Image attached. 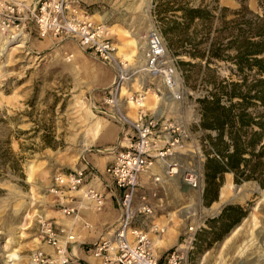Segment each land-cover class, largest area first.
<instances>
[{"label": "rangeland", "instance_id": "rangeland-1", "mask_svg": "<svg viewBox=\"0 0 264 264\" xmlns=\"http://www.w3.org/2000/svg\"><path fill=\"white\" fill-rule=\"evenodd\" d=\"M73 1L87 10L96 22H104L109 27V35L124 68L135 70L123 85L127 90L120 92L123 93L120 96L125 98L130 92L150 85L151 90L146 94L149 112L154 115L158 112L157 116L169 121L177 120L189 132L188 150L178 152L176 157L183 168L195 169L201 175L202 189L198 192V188H183L189 218L179 243L189 237L182 245L185 264H200L203 255V264H264V232L255 235L252 245H247L243 254L237 252L238 245L250 237L248 220L243 222V217L253 211L255 225L264 227V131L256 135L253 131L260 129L257 125L241 127L236 124L241 127L240 146L244 148L238 170L251 173L252 178L235 182L234 172L228 170L222 173L219 184L215 183L216 179L206 183L207 159H220L216 148L228 153L232 145L226 135L218 140L215 129L200 126L201 106L198 101L208 91L217 89L222 79L241 81L238 77L244 76L246 80L240 86L244 90L254 78L264 77L263 72L247 66L237 70L228 59L212 57L205 62V58L177 54L163 34L167 63L175 70L177 87L169 90L159 76L153 77L141 69L144 65L143 42L148 31L155 28L161 33L165 23L185 22L184 8L201 6L212 12L210 28L206 27V20L197 19L189 28L194 43L208 36L209 39L197 45L207 55L209 42L219 29L227 26L222 31L224 43L231 38L229 26L232 24L227 20L233 17L234 10L243 5L252 13L263 11L258 0ZM222 11L223 21L227 23L218 18ZM131 38L139 42L138 53L142 55L125 59L118 51L128 49ZM37 39L28 36L24 41L5 43L0 34V264H9L6 261L8 251L15 253L14 264H31L30 255L40 243V221L50 219V213L59 204V194L52 190L55 176L75 168L82 154L98 145L100 136H109L110 126L118 119V113L104 101L115 80L116 68L92 51L81 48L71 38L59 39L55 43ZM223 54L233 55V47H228ZM155 94L162 96L158 106ZM223 103L228 105L227 101ZM122 110L131 116L135 112V108L125 102ZM242 111L251 113L255 120L264 124L263 102L249 101L246 106L235 104L232 107L233 113ZM227 176L234 187L241 186L246 198L225 202L218 213L205 212V208L218 200L220 187ZM226 206H231V216L220 222L211 220ZM233 219L236 220L233 222ZM208 220L213 227L208 225ZM237 223H243L242 227L220 251L222 240ZM190 225L193 226L191 231L188 229Z\"/></svg>", "mask_w": 264, "mask_h": 264}, {"label": "built area", "instance_id": "built-area-1", "mask_svg": "<svg viewBox=\"0 0 264 264\" xmlns=\"http://www.w3.org/2000/svg\"><path fill=\"white\" fill-rule=\"evenodd\" d=\"M33 32L39 37L71 38L84 50L92 51L116 68L115 80L108 88L104 101L132 131L127 143L104 168V172L121 189V216L109 236L101 237L91 245L92 254L99 259V264H185L182 245L189 237L183 238L184 243L158 253L156 240L162 229L152 222L147 227L140 226L137 222L141 223L153 213L148 195L138 193L141 174L153 164L158 163L166 175L179 174L182 182L189 187H200L198 172L183 168L176 157L187 146L188 130L177 121H169L149 112L146 94L151 90L150 85L130 92L125 98L120 96L121 88L135 70L124 68V62L117 55L116 45L109 35V27L104 22H96L78 3L73 0H0V34L5 43L24 41ZM144 41V71L153 77L159 76L167 89H175V70L167 63V50L162 34L152 28ZM124 102L135 108L133 116L122 110ZM179 168L182 169L181 172ZM87 176L86 167L58 173L52 190L62 195L64 190L80 188ZM159 179L160 175L153 176L154 181ZM84 194L93 201L96 209L103 207L105 199L100 190L87 187ZM151 195L155 196L156 193L153 191ZM60 210L70 215L75 213L76 206H61ZM40 223L39 241L49 245L53 251L48 253L40 246L36 247L30 255V263L72 264L67 238L61 240L59 237L64 233L63 228H56L52 219H44ZM188 229L192 230L193 226L190 225Z\"/></svg>", "mask_w": 264, "mask_h": 264}, {"label": "crops", "instance_id": "crops-1", "mask_svg": "<svg viewBox=\"0 0 264 264\" xmlns=\"http://www.w3.org/2000/svg\"><path fill=\"white\" fill-rule=\"evenodd\" d=\"M30 38H38L37 40L42 41L48 39L51 43L60 41L48 36L39 37L35 32L31 33ZM115 120L116 124L110 126L108 130L109 136L105 134L100 136L98 145L90 148L80 157L76 167H86L88 171L84 184L74 190H64L62 195H59L57 209H54L49 216L56 228H63L64 233H61L59 237L61 240L67 238V248L73 258L72 264H99V259L92 254L90 247L97 239L109 236L111 229L121 216V189L104 172V168L112 161L116 152L127 143L132 130L120 118ZM157 174L160 175V179L154 181L153 176ZM185 186L188 185L182 182L179 176L163 175L162 167L158 163L153 164L140 176L138 193L148 195L153 213L137 224L147 227L152 222L162 229V234L159 233V238L156 240L158 253L176 246L182 233L186 231L189 211L187 198L183 195ZM87 187H93L103 193L105 203L101 209H96L93 201L84 194ZM153 191L156 193L155 196L151 195ZM66 205L76 206L75 213L64 214L60 207ZM204 219L202 218V221ZM39 246L45 252L53 251L47 244L40 242Z\"/></svg>", "mask_w": 264, "mask_h": 264}, {"label": "trees", "instance_id": "trees-1", "mask_svg": "<svg viewBox=\"0 0 264 264\" xmlns=\"http://www.w3.org/2000/svg\"><path fill=\"white\" fill-rule=\"evenodd\" d=\"M258 4L263 9L261 13H252L243 5L234 10L233 17L227 20L232 24L229 26L232 29L231 38L224 43L223 39L225 36L222 31L227 26L219 29V33L209 42L207 55L201 49H198L197 45L209 39L208 36L194 43L193 33L189 31V28L196 19L198 21L206 20V27L210 28L213 21L210 9L201 6L184 8L183 17L185 22H173L169 25L165 23L161 28V34L174 47V51L177 54L184 53L192 57L205 58V62H209L212 57L228 59L235 64L237 70L247 66L264 74V0H258ZM208 13L211 15L208 16ZM224 17V12L222 11L218 18L221 22L227 23V21H223ZM228 47H233V55L223 54ZM238 78L241 81H226L222 79L217 89L214 91L210 90L198 98L201 106L200 126L215 129V138L218 140H222L223 136L226 135L232 145V150L228 153H225L222 148H216L215 152L220 159L213 157L207 159L208 164L206 163L205 168L206 183H212L216 179L218 181H215V183L219 184L222 173L228 170L234 172L235 182L253 177L251 173H243L238 170L239 162L242 160L241 155L244 152V148L240 146V138L242 136L240 128L244 125H257L260 129L254 130L253 134L259 135L264 131V124L255 120L249 112L233 113L232 107L235 104H244L246 106L249 101L264 103V77L254 78V81L247 85L244 90H241L240 86L246 78L244 76H239ZM224 80L225 83H222ZM233 99H236V101L232 102ZM223 101H227L228 105L226 106ZM236 124L241 127L238 128ZM253 142L254 139L252 138L251 143ZM224 145L227 147L228 143L225 142ZM230 209L231 206H226L217 217L211 218V220L220 222L222 219L228 218L231 216ZM234 220L236 219L232 221L234 222ZM208 225L213 227L210 224V220H208Z\"/></svg>", "mask_w": 264, "mask_h": 264}, {"label": "bare ground", "instance_id": "bare-ground-1", "mask_svg": "<svg viewBox=\"0 0 264 264\" xmlns=\"http://www.w3.org/2000/svg\"><path fill=\"white\" fill-rule=\"evenodd\" d=\"M146 9V8H145ZM123 34V33H122ZM144 43H145V41L143 42V45H144ZM128 44H129V46H128V49H126V50H122V49H119V53H120V55L121 56H123V58H125V59H131V57L133 56V55H137V54H139V57H141V55L142 54H140V53H138L139 51H138V49H139V47H140V44H139V42H137V40L136 39H134V38H131L129 41H128ZM124 59V60H125ZM138 59V58H137ZM136 60V59H135ZM140 60H141V58H140ZM143 60V59H142ZM141 62V61H140ZM138 66H140V65H138ZM141 68V67H140ZM141 69H144V67L143 68H141ZM122 90H121V92H125L127 89L125 88V86H123L122 88H121ZM121 94H123V93H121ZM120 94V95H121ZM155 96H156V106H158V103L161 101V99H162V96H158V95H156L155 94ZM165 96H167V95H165ZM164 97V96H163ZM154 107V106H153ZM153 110V109H152ZM155 111V110H154ZM154 113V112H153ZM157 113L158 112H156V114L155 115H157ZM133 114V113H132ZM133 116V115H132ZM177 121V120H176ZM179 123V122H178ZM85 145V144H84ZM187 149V148H186ZM188 150V149H187ZM192 149H190V151H191ZM182 151V150H181ZM180 152V151H179ZM183 152H184V150H183ZM198 153V152H197ZM196 155V154H195ZM178 158V157H177ZM197 160V159H196ZM194 164V163H193ZM192 164V165H193ZM156 166H158V165H156ZM187 167V166H186ZM189 167V166H188ZM195 167V166H194ZM182 168V167H181ZM181 168H179L178 170H179V172H181ZM158 169H159V167H158ZM156 170V169H155ZM160 170V169H159ZM158 170V171H159ZM177 171V170H176ZM201 171V170H200ZM202 173V172H201ZM163 175H164V173H163ZM228 175V174H227ZM176 176V175H175ZM178 176V175H177ZM201 176V175H200ZM168 178V177H167ZM175 183H177V182H175ZM174 184V183H173ZM178 186V185H177ZM201 189H202V187H201V185H200V187L198 188V192H200L201 191ZM165 196V195H164ZM175 196V195H174ZM246 196H247V194L242 190V188H241V186H239V187H234L233 186V183H232V181H231V179H230V177L229 176H227V178H226V180L224 181V183L221 185V187H220V190H219V196H218V200L217 201H214L213 202V204L210 206V207H208V208H205L204 209V211L205 212H207V213H210V214H214L215 212H217V211H219V209H220V207H222V204H224L225 202H227V201H231V202H233V201H235V200H243V199H245L246 198ZM161 202V201H160ZM255 207V206H254ZM201 209V208H200ZM175 211V210H174ZM203 211V210H202ZM250 212V211H249ZM171 213V212H170ZM218 213V212H217ZM175 214H176V212H175ZM170 218V217H169ZM172 219V218H171ZM256 218H255V216H254V213H253V211H251L249 214H248V216L247 217H243V219H242V221L244 222L245 220H248V228H247V232H248V235H250V237L247 239V240H244V242H243V244H240V245H238V247H237V252L238 253H240V254H243V252L244 251H246V246L247 245H249V244H251L252 242V240L255 238V235L258 233V232H264V227L263 228H261V226H260V228L259 227H257L256 225H255V223H256V220H255ZM176 221V220H175ZM164 222H166V221H164ZM264 223V222H263ZM161 224V223H160ZM176 224H177V222H176ZM200 224V223H199ZM242 224L243 223H237L233 228H232V230L230 231V233L228 234V235H226L225 237H224V239L222 240V242H221V250L220 251H223V249L225 248V246L227 245V243L229 242V241H231V238L233 237V235L237 232V231H239V229L242 227ZM262 224V223H261ZM162 225V224H161ZM173 226V225H172ZM259 226V225H258ZM262 226H263V224H262ZM246 229V228H245ZM244 229V230H245ZM167 230H168V228H167ZM164 231V230H163ZM191 231V230H190ZM162 234V233H161ZM192 235V234H191ZM175 237V236H174ZM163 238V237H162ZM158 240V239H157ZM160 241H161V238L159 239ZM164 240V239H163ZM168 240H169V238H168ZM173 240V239H172ZM165 241H167V240H165ZM249 241H250V243H249ZM164 242V241H163ZM162 242V243H163ZM172 242V241H171ZM189 242H190V240H189ZM158 243V242H157ZM167 243V242H166ZM174 243V242H173ZM159 244V243H158ZM168 244V243H167ZM163 245H164V243H163ZM252 245V244H251ZM250 245V246H251ZM168 246V245H167ZM189 247V246H188ZM185 251V253H186V250H184ZM225 253V252H224ZM264 253V248H263V252H262V254ZM15 258H16V256H15V253H14V251H8L7 253H6V261H7V263H9V264H14L15 263ZM204 258H205V255H203V259H202V261H201V263L200 264H203L204 263Z\"/></svg>", "mask_w": 264, "mask_h": 264}]
</instances>
